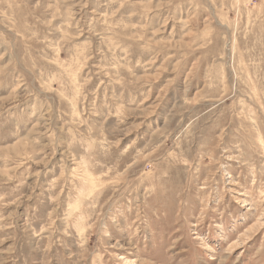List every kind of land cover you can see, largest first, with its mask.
Listing matches in <instances>:
<instances>
[{
    "label": "rangeland",
    "instance_id": "1",
    "mask_svg": "<svg viewBox=\"0 0 264 264\" xmlns=\"http://www.w3.org/2000/svg\"><path fill=\"white\" fill-rule=\"evenodd\" d=\"M0 264H264V0H0Z\"/></svg>",
    "mask_w": 264,
    "mask_h": 264
}]
</instances>
